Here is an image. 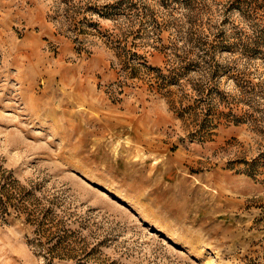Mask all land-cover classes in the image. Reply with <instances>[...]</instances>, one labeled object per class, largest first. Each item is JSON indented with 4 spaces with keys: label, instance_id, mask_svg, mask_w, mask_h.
<instances>
[{
    "label": "rangeland",
    "instance_id": "1",
    "mask_svg": "<svg viewBox=\"0 0 264 264\" xmlns=\"http://www.w3.org/2000/svg\"><path fill=\"white\" fill-rule=\"evenodd\" d=\"M0 264H264V0H0Z\"/></svg>",
    "mask_w": 264,
    "mask_h": 264
}]
</instances>
